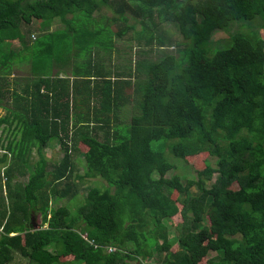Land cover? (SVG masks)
I'll return each mask as SVG.
<instances>
[{
    "label": "trees",
    "instance_id": "16d2710c",
    "mask_svg": "<svg viewBox=\"0 0 264 264\" xmlns=\"http://www.w3.org/2000/svg\"><path fill=\"white\" fill-rule=\"evenodd\" d=\"M262 28L264 0H0V264H264Z\"/></svg>",
    "mask_w": 264,
    "mask_h": 264
},
{
    "label": "rangeland",
    "instance_id": "374dc122",
    "mask_svg": "<svg viewBox=\"0 0 264 264\" xmlns=\"http://www.w3.org/2000/svg\"><path fill=\"white\" fill-rule=\"evenodd\" d=\"M34 25V24H33ZM167 30L166 35L170 36V38L173 39V43H171L170 45H167L166 47H164L165 50H163L162 48H157V46H154L152 48V50H150V48L145 47L144 49L149 53L148 56L150 59L152 60H157L163 53L166 52H170V53H175V54H179V45L177 44L178 42L181 41V36L180 33L178 32V29L176 26L174 25H165L164 26ZM248 27H252V25H247L246 23H235L233 24V26L227 30V31H217L214 33L213 35V47H220L223 46L224 44L227 43V41L229 40V37L235 33L236 30L238 29H242V30H247ZM261 34L264 37V29H261ZM33 38V37H32ZM31 38V39H32ZM124 41H121L119 39H117L116 41V46L119 45V47H121V49H123V51H127V53L125 55H127L128 57H130V55L132 56V59H128L126 56H124L122 54V58H124V60L122 62H124L126 65L131 67H134V65L136 64V62L139 60V54H138V50L137 49H133L130 50L128 47L125 46ZM29 56H21L18 57L19 59H22V61H24L21 65L24 67H26L25 69L21 70L22 72H27L29 73V67L27 66V62H25V60H27L26 58H28ZM143 57V56H142ZM117 57L114 58V61L118 64L119 61H117ZM19 62V60H18ZM18 70V69H17ZM21 72L20 71H16V73L14 74L15 76H13L14 78L17 77H21ZM10 80H12V78H9ZM6 110L2 107H0V117L4 116L6 114ZM5 133L3 134V142L6 140L5 139ZM53 144H54V148L51 149H47V158L50 159L52 157V159H60L62 158V156L64 155V149L61 147L60 142L58 140H52ZM1 143H2V138H0V157L6 153V150L1 148ZM36 152L33 153L32 155V161H35L36 159ZM12 155L8 154V161L5 164H9V161L11 159ZM80 160H81V168L79 169L81 173H83L84 169H85V163L83 164V162H85L84 160V156L82 155V157L80 156ZM183 164V163H181ZM3 166V164H1ZM183 167V166H182ZM83 170V171H82ZM184 170L181 168L178 172H183ZM20 179H22L20 177ZM24 179V178H23ZM85 202V194H83V192L79 193L78 195H76L75 197L71 198L70 200H56L55 202L52 203V206L58 207L60 205H66L71 211H75L77 210V208H79L80 206H82ZM42 221L41 216L38 215V217L36 218V223H40ZM182 221V218L180 215H178L177 217L173 218L172 222L174 223V225L178 224L179 222ZM176 232V228L171 229V236H173ZM178 248V245L175 243L173 245V250H176ZM157 255L154 256V258H151L149 260H147V264H159L157 262Z\"/></svg>",
    "mask_w": 264,
    "mask_h": 264
},
{
    "label": "built area",
    "instance_id": "2783aa9c",
    "mask_svg": "<svg viewBox=\"0 0 264 264\" xmlns=\"http://www.w3.org/2000/svg\"><path fill=\"white\" fill-rule=\"evenodd\" d=\"M115 248L114 247H109V251H112L114 250Z\"/></svg>",
    "mask_w": 264,
    "mask_h": 264
},
{
    "label": "crops",
    "instance_id": "0c3cea01",
    "mask_svg": "<svg viewBox=\"0 0 264 264\" xmlns=\"http://www.w3.org/2000/svg\"><path fill=\"white\" fill-rule=\"evenodd\" d=\"M21 62H19V66H21V64H20Z\"/></svg>",
    "mask_w": 264,
    "mask_h": 264
},
{
    "label": "water",
    "instance_id": "95a60500",
    "mask_svg": "<svg viewBox=\"0 0 264 264\" xmlns=\"http://www.w3.org/2000/svg\"><path fill=\"white\" fill-rule=\"evenodd\" d=\"M38 227V225H36Z\"/></svg>",
    "mask_w": 264,
    "mask_h": 264
}]
</instances>
